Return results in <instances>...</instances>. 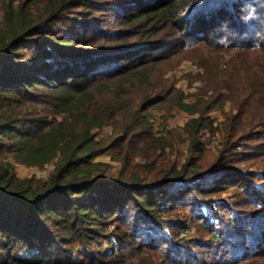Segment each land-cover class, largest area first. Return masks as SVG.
<instances>
[{
  "label": "trees",
  "instance_id": "16d2710c",
  "mask_svg": "<svg viewBox=\"0 0 264 264\" xmlns=\"http://www.w3.org/2000/svg\"><path fill=\"white\" fill-rule=\"evenodd\" d=\"M190 3L0 0V264H264V47L212 46L222 29L249 31L240 0H203L179 19ZM180 53L200 57L207 80L180 103L193 117L182 132L156 138L150 108L176 95L157 72ZM223 53L243 67L221 70ZM206 131L220 132L219 156ZM176 141L190 142L182 164L166 152ZM106 152L119 172L94 162ZM54 163L47 179L16 174Z\"/></svg>",
  "mask_w": 264,
  "mask_h": 264
},
{
  "label": "rangeland",
  "instance_id": "374dc122",
  "mask_svg": "<svg viewBox=\"0 0 264 264\" xmlns=\"http://www.w3.org/2000/svg\"><path fill=\"white\" fill-rule=\"evenodd\" d=\"M119 10L114 13V18L119 15ZM4 15L0 11V20L3 19ZM67 36V35H62ZM26 58L28 62H33L37 58V52L26 49ZM193 54L180 53L178 55H169L170 58L162 63V72L161 69L158 70L157 76L159 80L162 78V81L167 84V88L172 91H176L173 95V99L171 101H167L166 103H158L150 108V114L152 115V119L150 124H152V134L156 138L167 137L170 132L179 131L185 128L188 125V122L193 118L188 112L184 111L180 107L181 101L184 99L185 103H193L196 100L198 91L206 82L207 77L206 73L208 72L206 68L208 66L202 65L204 67L199 66L200 57H194ZM222 59H214L213 62H217L221 64V70L226 71L230 68L231 62H238L240 66L243 67V63L237 61L232 55L228 54H220ZM206 67V68H205ZM229 67V68H228ZM209 68V67H208ZM232 68V67H231ZM233 69V68H232ZM233 75V74H232ZM219 109V108H218ZM223 110L225 112L231 111V107L228 104L223 107L222 110H215L211 114L215 120L214 126L215 128L219 127V124L224 120ZM120 125V122H117L115 126L107 125L102 130H97L94 132L96 134L97 141H105L106 139L114 138V129ZM202 141L206 144V148L208 150H213L215 155L219 156L218 148H221L222 137L220 132H217L216 136H212L210 133L203 132ZM261 142V141H259ZM248 145L258 146V142H250L248 141ZM218 147V148H217ZM166 152H173L171 155L172 160H179V163L182 164L187 160L188 156H190V142H179L176 141L173 147L168 146L166 148ZM258 151V150H257ZM240 159V158H236ZM144 158H137L136 161L140 163H144ZM96 163H102L106 165L104 167L105 170H109L111 173H117L121 169L122 163L113 159L111 153L106 152L101 154L96 159H94ZM260 165V164H259ZM249 172L255 171L258 167L254 163H248L243 165ZM16 174L20 178H31L37 177L41 179H47L50 173L55 168L54 164H49L44 168H34V167H26L24 165L15 164ZM231 193H227L223 196V198H231ZM190 233L188 232V236ZM194 228L192 229L191 237H196ZM111 249V243L109 241L104 242V245L101 247L102 252H107ZM138 259L136 254L128 253V261L129 263L136 262Z\"/></svg>",
  "mask_w": 264,
  "mask_h": 264
},
{
  "label": "clouds",
  "instance_id": "9594fccd",
  "mask_svg": "<svg viewBox=\"0 0 264 264\" xmlns=\"http://www.w3.org/2000/svg\"><path fill=\"white\" fill-rule=\"evenodd\" d=\"M242 6L241 21L249 25V31L243 36L237 37L230 33L227 29H222V34L211 37V43L214 47L230 48L239 44L244 40H251L252 47L250 50L255 51L258 48L264 47V38L258 39V35L264 34V0H240ZM203 0H191V3L179 13V19L185 18L192 8L193 4H202ZM203 41H198L192 37H184V47L194 48L198 47Z\"/></svg>",
  "mask_w": 264,
  "mask_h": 264
}]
</instances>
